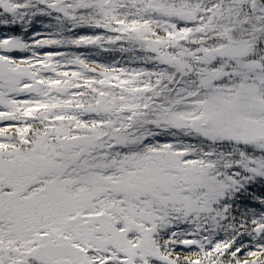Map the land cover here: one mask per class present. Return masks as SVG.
Wrapping results in <instances>:
<instances>
[{"label":"snow or ice","instance_id":"1","mask_svg":"<svg viewBox=\"0 0 264 264\" xmlns=\"http://www.w3.org/2000/svg\"><path fill=\"white\" fill-rule=\"evenodd\" d=\"M0 264H264V0H0Z\"/></svg>","mask_w":264,"mask_h":264}]
</instances>
